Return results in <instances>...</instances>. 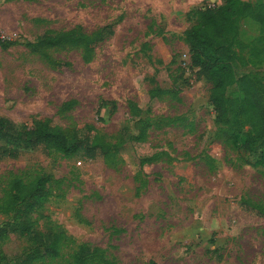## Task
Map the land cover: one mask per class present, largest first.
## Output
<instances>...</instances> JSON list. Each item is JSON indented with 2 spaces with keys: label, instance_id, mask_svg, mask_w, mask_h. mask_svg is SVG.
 Wrapping results in <instances>:
<instances>
[{
  "label": "rangeland",
  "instance_id": "rangeland-1",
  "mask_svg": "<svg viewBox=\"0 0 264 264\" xmlns=\"http://www.w3.org/2000/svg\"><path fill=\"white\" fill-rule=\"evenodd\" d=\"M220 4L0 0V39L16 43L0 48V117L17 127H91L120 147L106 159L33 151L1 160L0 198L14 177L47 178L45 202L30 219L39 232L62 230L65 238L51 259L9 235L0 264H73L83 245L99 249L102 262L93 264H264V219L242 204L264 207V168L217 139L209 86L183 41L195 14ZM106 26L112 34L89 55L50 51L58 66L25 47L48 30L88 36ZM238 28L247 45L239 71L264 83L253 51L260 27L242 19ZM149 157L155 161L140 166ZM10 220L0 213V227Z\"/></svg>",
  "mask_w": 264,
  "mask_h": 264
},
{
  "label": "trees",
  "instance_id": "trees-1",
  "mask_svg": "<svg viewBox=\"0 0 264 264\" xmlns=\"http://www.w3.org/2000/svg\"><path fill=\"white\" fill-rule=\"evenodd\" d=\"M242 19H251L260 27L262 35L253 42L259 47L253 51L264 65V0L254 5L242 0H221L220 5L197 12L183 34V41L191 66L209 86L208 104L218 126L217 139L224 146L252 158L253 165L264 168V83L256 76L239 71L241 53L247 48L239 39L238 23ZM111 29L106 26L88 36L75 30H48L25 47L30 54L39 56L49 65L58 66L59 63L50 58V51L78 49L89 55L96 45L112 34ZM15 45L0 39L2 50ZM232 87L238 92L236 97L228 95V89ZM119 148L105 142L91 127L66 131L40 120L17 127L11 120L0 117V161L18 160L33 151L46 156L55 153L64 159L76 156L86 160L106 159ZM154 161V157H149L139 163L144 166ZM47 182L44 177H35L28 182L14 177L9 181L0 198V213L11 215V220L0 227V241L15 235L42 250L45 256L56 259L61 254L65 233L62 230L41 233L30 219V215L45 202ZM242 204L264 219V207L260 204ZM102 259L99 249L83 245L73 264L100 263Z\"/></svg>",
  "mask_w": 264,
  "mask_h": 264
}]
</instances>
